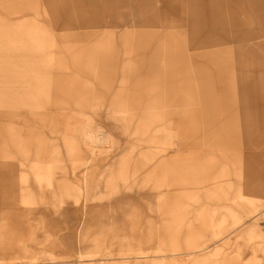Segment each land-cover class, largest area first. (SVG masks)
<instances>
[{
    "label": "rangeland",
    "instance_id": "obj_1",
    "mask_svg": "<svg viewBox=\"0 0 264 264\" xmlns=\"http://www.w3.org/2000/svg\"><path fill=\"white\" fill-rule=\"evenodd\" d=\"M0 264H264V0H0Z\"/></svg>",
    "mask_w": 264,
    "mask_h": 264
}]
</instances>
